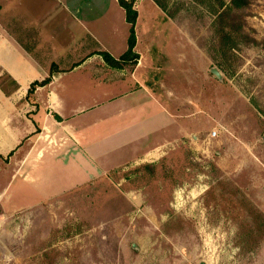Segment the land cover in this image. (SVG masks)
I'll use <instances>...</instances> for the list:
<instances>
[{
	"label": "rangeland",
	"instance_id": "obj_1",
	"mask_svg": "<svg viewBox=\"0 0 264 264\" xmlns=\"http://www.w3.org/2000/svg\"><path fill=\"white\" fill-rule=\"evenodd\" d=\"M220 1L224 7L230 0H168L166 12L145 1L135 9L138 59L122 72L140 65L137 76L175 125L152 131L144 121L129 143L93 156L95 164L77 151L64 153L51 138L54 152L28 172L34 192L20 176L10 177L12 152L0 155V187L8 183L12 194H0V264H264V0L233 11L249 40L233 34L237 43L223 57L213 27ZM124 31L112 36L111 49L125 46ZM1 63L0 89H9ZM109 82H81L79 106L105 97L100 89ZM20 96L0 93V142L9 137L10 107L39 114ZM97 108L79 120L103 145L101 137L123 117L105 118V107ZM164 111L159 125L168 121ZM163 139L172 140L109 167ZM19 185L32 191L21 203Z\"/></svg>",
	"mask_w": 264,
	"mask_h": 264
},
{
	"label": "crops",
	"instance_id": "obj_2",
	"mask_svg": "<svg viewBox=\"0 0 264 264\" xmlns=\"http://www.w3.org/2000/svg\"><path fill=\"white\" fill-rule=\"evenodd\" d=\"M145 1L157 9L152 0H135L133 8L136 9ZM122 31L126 34L123 38L125 46L119 51L111 49L110 39L123 34ZM127 35L125 11L118 0H0L1 64L7 67L10 78L17 84V89L9 96L0 89L2 97L20 99L23 94L26 97L31 82L50 77L47 84L36 86L29 97L30 104L38 108L39 114H35L36 116H26L25 110L21 114L19 109L16 111L15 107H10L13 106L12 101L7 102L10 109L15 110V116L11 117L13 114L9 113V137L0 142V155L12 152L8 161L10 164L7 165L10 177L20 176L24 182L32 184L33 192L39 189L28 172L35 168L44 153L54 152L49 149L51 138L55 139L54 142L63 143L60 146L64 153L77 151L87 160L90 157L93 161V156L99 160L97 156L100 154L108 155L123 143H129L125 141L137 135L134 130L144 121L151 124L152 131L164 132L171 124L175 125L157 98L137 76L140 65H135L129 74L122 72L125 67L113 68L107 65L103 68L106 64L99 52L107 51L117 58L127 48ZM95 66H99L101 73L95 71ZM94 81H111L100 89L103 91L101 95L105 97L80 107L79 100H76L80 83ZM144 96L142 103L138 104L136 100ZM144 104L149 111L144 109ZM96 107H105L102 109V112L108 114L105 118L123 117L117 128L109 129L101 137L100 140L105 141L103 145L86 131V124L84 126L79 120L81 117H89ZM163 111L167 114L168 121L159 125V116ZM80 114L84 116H79ZM52 115L55 118L52 119ZM117 138L122 142H115ZM171 140L152 142L129 161L118 162L109 167L126 165L149 156ZM72 156L76 158L75 155ZM74 158L71 159L77 165V158L76 161ZM12 162L19 163V168L13 169L10 166ZM27 164V171L24 172L23 166ZM89 167L92 168L93 165ZM7 185L8 183L0 187V194L4 192L12 197ZM18 189L21 195L15 201L21 203L20 199L27 197L32 191L23 189L21 185ZM24 192L27 194L24 195ZM46 195L41 194L36 198Z\"/></svg>",
	"mask_w": 264,
	"mask_h": 264
},
{
	"label": "trees",
	"instance_id": "obj_3",
	"mask_svg": "<svg viewBox=\"0 0 264 264\" xmlns=\"http://www.w3.org/2000/svg\"><path fill=\"white\" fill-rule=\"evenodd\" d=\"M155 5L166 12L168 0H152ZM135 0H118L119 5L125 11V19L129 25L128 37H127V48L126 50L117 58L110 55L107 51L99 52L103 61L110 67L113 68H123L130 64H135L138 59V54L134 52L135 46V33H134V24L137 17V12L133 8ZM246 0H230L228 5L223 7V2H219V10L216 13V16L213 20L214 33L216 35V43L220 50V54L227 56L230 49L234 48L237 40L233 39L234 37L238 40L240 38L249 40L247 36L242 33V27L244 25V19L239 14L234 13V10L241 9L246 6ZM13 84L11 88H1V91L9 96L17 89V84L12 78H9ZM50 81V77H46L40 81L35 80L31 82L27 88L26 97L29 98L33 93L36 86H43Z\"/></svg>",
	"mask_w": 264,
	"mask_h": 264
},
{
	"label": "water",
	"instance_id": "obj_4",
	"mask_svg": "<svg viewBox=\"0 0 264 264\" xmlns=\"http://www.w3.org/2000/svg\"><path fill=\"white\" fill-rule=\"evenodd\" d=\"M211 72H212L217 78H221L220 74H219L215 69H212Z\"/></svg>",
	"mask_w": 264,
	"mask_h": 264
},
{
	"label": "built area",
	"instance_id": "obj_5",
	"mask_svg": "<svg viewBox=\"0 0 264 264\" xmlns=\"http://www.w3.org/2000/svg\"><path fill=\"white\" fill-rule=\"evenodd\" d=\"M216 135V130H213L212 132H211V136H215Z\"/></svg>",
	"mask_w": 264,
	"mask_h": 264
}]
</instances>
